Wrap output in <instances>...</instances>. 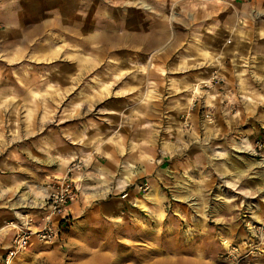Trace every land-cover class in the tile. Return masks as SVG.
<instances>
[{
  "label": "rangeland",
  "instance_id": "1",
  "mask_svg": "<svg viewBox=\"0 0 264 264\" xmlns=\"http://www.w3.org/2000/svg\"><path fill=\"white\" fill-rule=\"evenodd\" d=\"M70 153L78 214L9 264H264V0H0L4 219Z\"/></svg>",
  "mask_w": 264,
  "mask_h": 264
},
{
  "label": "built area",
  "instance_id": "2",
  "mask_svg": "<svg viewBox=\"0 0 264 264\" xmlns=\"http://www.w3.org/2000/svg\"><path fill=\"white\" fill-rule=\"evenodd\" d=\"M83 168V159L75 157L70 161L63 176L48 180L44 188V197L35 207L37 211L41 212V219L35 230L31 229L32 219L20 223L10 222L4 226L6 229L14 231L11 244L4 254L5 264H9L14 257L22 253L32 244L33 240L41 244L51 243L70 225L67 211L78 198L77 181L83 172ZM125 197L123 195L121 198ZM248 230L254 237L260 235L261 241L264 243V223L253 224ZM249 248L257 249L251 248L247 241L227 245L228 255L233 259L242 258L244 256L243 250L247 251Z\"/></svg>",
  "mask_w": 264,
  "mask_h": 264
},
{
  "label": "crops",
  "instance_id": "3",
  "mask_svg": "<svg viewBox=\"0 0 264 264\" xmlns=\"http://www.w3.org/2000/svg\"><path fill=\"white\" fill-rule=\"evenodd\" d=\"M72 154H75V153L72 152ZM71 157H72L71 153L65 156L66 159H70ZM128 167H130L129 164H128ZM90 174H92V172L90 170H88V173H86V175L83 173L79 175L78 181H77L79 187L82 188V187H84V185H89V183L93 182V179H90L91 177H88V176H90ZM127 175H125V176H123V178H121V182L124 184V186H126L128 181H130L133 178L132 177L131 179L125 181L124 177H126ZM90 187L94 188V189H91ZM95 188L96 187L89 186L88 191H91L92 193L84 192L83 193L84 198H92V202L95 203V207L97 209H100L102 212H107V213H109V211H111V213H112L111 216L113 218H117L118 217V211H120V207L122 205V202L118 200L119 198H115L112 201H110L109 203L102 204L101 199H104V197L109 193V190L107 188H103V190H97L96 191ZM154 195L155 194H152V196L145 195V196H143V198L150 200L151 197L153 198ZM135 200H140V199L138 197H135L134 202H135ZM140 201L144 204V201L142 199ZM78 204L79 203H76V204L73 203L68 208L67 216L69 218L72 219V216H75L76 214H78ZM144 206H145V204H144ZM35 207H37V206H32V208H30V210H26V211H28L27 214H24L23 210L22 211H15L14 210V211H12L11 217H9L8 219H4L5 217L0 214V233L2 232V230L4 231V229L6 230V228L4 226H6L10 222L20 223V222H25L29 219H32L31 229L35 230L36 226L39 224V221L41 219V212L37 211L36 210L37 208H35ZM141 209H143V208H141ZM6 234L0 236V249H2L3 247L8 248L10 246L14 231L8 230V233H6Z\"/></svg>",
  "mask_w": 264,
  "mask_h": 264
},
{
  "label": "bare ground",
  "instance_id": "4",
  "mask_svg": "<svg viewBox=\"0 0 264 264\" xmlns=\"http://www.w3.org/2000/svg\"><path fill=\"white\" fill-rule=\"evenodd\" d=\"M71 159H73V157L71 158ZM70 159V160H71ZM130 179V177L128 176L126 179H125V181L126 180H129ZM102 193V192H101ZM137 204L139 205V207L140 208H143V205H142V202H139V200L137 201ZM260 221H261V219H260ZM115 255V254H114ZM119 255V254H118ZM115 258V257H114ZM124 258V257H123ZM129 258V257H128ZM115 262V261H114ZM119 261H117L116 263H118ZM111 264H113V263H111Z\"/></svg>",
  "mask_w": 264,
  "mask_h": 264
}]
</instances>
